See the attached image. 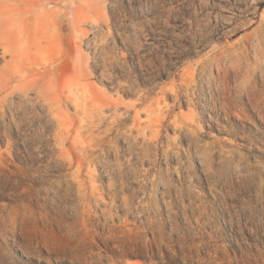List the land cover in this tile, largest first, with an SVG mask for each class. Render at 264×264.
<instances>
[{"label":"rangeland","instance_id":"obj_1","mask_svg":"<svg viewBox=\"0 0 264 264\" xmlns=\"http://www.w3.org/2000/svg\"><path fill=\"white\" fill-rule=\"evenodd\" d=\"M0 6V264H264V0Z\"/></svg>","mask_w":264,"mask_h":264},{"label":"bare ground","instance_id":"obj_2","mask_svg":"<svg viewBox=\"0 0 264 264\" xmlns=\"http://www.w3.org/2000/svg\"><path fill=\"white\" fill-rule=\"evenodd\" d=\"M10 13H11L10 10H9V12L6 10H3L2 7L0 6V33L3 32V30L5 28L4 26L6 24V20L10 19V17L12 16ZM76 86H77V84H75V85L72 84L71 86H69V90L72 91V89H74Z\"/></svg>","mask_w":264,"mask_h":264}]
</instances>
